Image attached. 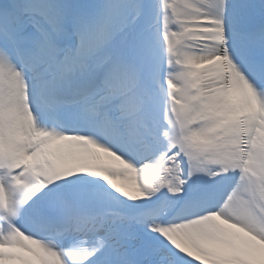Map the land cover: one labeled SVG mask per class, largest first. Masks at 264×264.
I'll return each instance as SVG.
<instances>
[{
	"label": "snow or ice",
	"instance_id": "snow-or-ice-1",
	"mask_svg": "<svg viewBox=\"0 0 264 264\" xmlns=\"http://www.w3.org/2000/svg\"><path fill=\"white\" fill-rule=\"evenodd\" d=\"M0 264H264V0H0Z\"/></svg>",
	"mask_w": 264,
	"mask_h": 264
},
{
	"label": "bare ground",
	"instance_id": "bare-ground-1",
	"mask_svg": "<svg viewBox=\"0 0 264 264\" xmlns=\"http://www.w3.org/2000/svg\"><path fill=\"white\" fill-rule=\"evenodd\" d=\"M118 183H120L119 181H117Z\"/></svg>",
	"mask_w": 264,
	"mask_h": 264
},
{
	"label": "rangeland",
	"instance_id": "rangeland-1",
	"mask_svg": "<svg viewBox=\"0 0 264 264\" xmlns=\"http://www.w3.org/2000/svg\"><path fill=\"white\" fill-rule=\"evenodd\" d=\"M121 183V182H120Z\"/></svg>",
	"mask_w": 264,
	"mask_h": 264
}]
</instances>
